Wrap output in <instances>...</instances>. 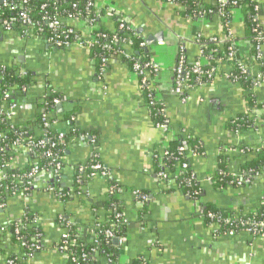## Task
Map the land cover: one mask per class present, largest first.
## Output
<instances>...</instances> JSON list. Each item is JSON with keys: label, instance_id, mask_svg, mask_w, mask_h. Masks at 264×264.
<instances>
[{"label": "crops", "instance_id": "crops-1", "mask_svg": "<svg viewBox=\"0 0 264 264\" xmlns=\"http://www.w3.org/2000/svg\"><path fill=\"white\" fill-rule=\"evenodd\" d=\"M94 2L98 9L114 10L143 37L148 62L159 68L153 82L169 120L168 132L172 138L190 136L200 143L201 155L188 156V163L204 196L200 201L192 200L174 189L172 180L158 181L154 175L152 154L158 149L162 130L152 121L139 78L121 60L122 56L139 60L130 45L124 44L122 55L109 59L106 79L101 81L90 48H53L32 32L24 35L20 26L0 28V80L1 70L8 67L18 74L32 75L31 87L23 92H7L0 110L10 114L7 120L11 126L26 127L41 113L43 99L55 93L60 98L48 110L53 123L50 129L64 134L59 141L63 145V155L59 157L61 171L57 175L48 171L36 174L32 192L7 197L0 210V264H8L11 256H17L23 264H70L58 245L70 235V227H75L76 237L90 244V230L109 212L106 203L108 195L113 194L112 188L119 190L114 195L123 204L122 214L127 221L124 237L118 244L111 240L118 248L115 260H111L113 264H132L139 258L147 264H264V237L253 238L243 232L232 237L217 236L221 228L202 219L206 203L239 216L249 214L264 199V173L250 186L232 185L220 191L211 188V180L223 162L228 174L244 175L245 164L263 149L264 125L255 120L254 129H226L228 120L239 115L254 116L248 111L247 94L239 84L223 77L232 71L226 62H221L220 73L209 84L188 92L185 102L173 91V70L179 50L186 62L192 63L199 53L198 36L203 40L215 39L218 46L226 42L218 16L188 19L180 14L181 7L161 0ZM258 4L256 19L264 31V0H258ZM65 24L82 34L87 31L81 21ZM98 26L113 32L115 23L105 11ZM230 33L236 61L257 81L260 66L249 59L251 46L238 10L231 12ZM158 34H162V43L155 40L146 49L145 40ZM260 52L264 59V43ZM252 94L258 103L264 104V82H258ZM242 148L251 151L241 153ZM7 153L12 157L4 162L6 170L38 163L23 145ZM95 159L107 171V177L83 176V170ZM51 178L60 181L63 192L59 193L71 194L68 200L44 190ZM74 183L80 184L78 190ZM140 193L148 197L144 213L136 198ZM25 213L35 217L33 224L42 233L38 249L29 258L12 242L7 230ZM107 260V256L97 253L90 264H109Z\"/></svg>", "mask_w": 264, "mask_h": 264}, {"label": "trees", "instance_id": "trees-1", "mask_svg": "<svg viewBox=\"0 0 264 264\" xmlns=\"http://www.w3.org/2000/svg\"><path fill=\"white\" fill-rule=\"evenodd\" d=\"M162 2L166 3V0H161ZM11 4H13L14 7L22 5L23 10H25L28 13L29 18L32 21V33L36 36H39L47 42V39L52 38L54 34L52 31L48 28V22L54 18V17H60L62 19V25H66L68 21L72 19H68L69 16H74L76 13H80L83 16H89L90 18H93L94 12L100 13V17L98 19V22L100 21L101 16L104 14V10H100L97 7H92L91 10L87 13L86 10V0H29L25 4L21 2V0H9ZM175 2H179L182 6L180 11V14L184 17L192 20H199L201 19L198 17V13L200 12L201 5L198 4L196 0H175ZM234 3V4H233ZM45 7L43 8V6ZM206 7V17L205 18H211L217 13L218 5H212L207 4L206 2L203 4ZM256 7H259V4L255 2V0H227V6H226V13L227 9H230V11L238 10L243 15V27H244V35L245 38L250 42V54L249 58H255L256 55H259L261 58L254 61L257 63L259 67V73L264 74V59H262V56L260 52L256 50V45L258 42L264 43L263 40H258L256 38V32H259L262 29V26L256 19ZM228 12L226 17L224 18L225 21H231V12ZM19 10L13 9L10 10L7 7L3 5V3L0 0V28L3 20L10 19V18H16L18 15ZM230 13V14H229ZM110 17L113 19V22L115 23V28L113 32H109L108 30L104 29L103 27H99L96 32L98 34L97 37V44L93 47H91V53H92V59L96 65L100 63V58L102 56H108L110 58L117 56L120 54V52H123V41H129L130 49L132 51V54H136L139 58V62L141 64L148 62L149 57L146 54L145 48H143L142 44H144V39L141 35H138L135 30L127 31L125 28L129 26L128 23L125 24L124 29H119V22H120V15L116 14L115 12L110 15ZM20 28L19 26H16ZM41 29V31H40ZM6 30V29H4ZM20 32H23L24 29H19ZM224 34H226L225 29H223ZM25 32V31H24ZM116 37L117 39H114ZM201 43L207 42V40H200ZM127 43V42H126ZM48 44V43H47ZM229 45V42H224L221 44V46H218L217 43H208L207 45H202L200 49L203 51L204 56H208L209 52L211 50H216L217 54H215V57L226 59L227 57V47ZM48 46H50L48 44ZM104 46L111 47V51L109 52L108 49H102ZM55 48V47H53ZM121 60L126 62L129 65V68L133 65L132 57L125 58L124 56L121 57ZM186 62V60H184ZM213 64V63H212ZM227 64L231 67L232 75L237 76L239 78L238 84L242 91L247 94V107L249 112H254L256 115L250 117L249 115H239L236 118H233L232 120H228L226 123V129L229 131H247L249 129H254V122L256 117L258 116L259 119H264V104H260L257 102L256 97L254 94H252V90L256 87L255 83L256 78L252 76L249 72L246 74H241L239 67L235 64V62H227ZM186 67H190L188 62H186ZM195 77H191V80L194 81ZM209 84V83H207ZM32 85V75L29 73H25L23 75L18 74L13 70L12 68H4L1 70V80H0V106L2 104V101H4L5 94L11 90L14 91H26L29 89ZM60 96H58L55 93H50L48 96H46L43 101H46L47 103V109L49 110L51 106L53 105V100L59 99ZM42 106V103L39 105V107ZM54 107V106H53ZM146 107L148 108L152 121L154 124L160 123L165 124L167 121V118L164 116L162 110L163 106L161 102H157L155 106L149 107L148 101L146 99ZM51 121V120H50ZM52 122V121H51ZM34 127V130L32 129ZM36 130V131H35ZM0 134L4 135V139L0 141V166L3 165V163L7 160H10L12 156H10L7 152L11 151L16 144H14L17 140L20 138L22 139H29L33 142H37L40 139H43L47 141L45 149H32L30 153L37 158L38 163L36 166H27L23 169H13V170H6L5 172V179L0 182V204H4L7 197H10L12 195H16L21 192V187L23 186V183H21L19 180L15 179V176H25L28 175L31 172H35L36 174L47 171L50 168V163L52 158L45 155V150L49 149L53 155H56L58 157H62L63 155V145L59 143L57 140V135L59 134L56 131L51 130L50 128L44 127V122L42 121V114L38 113L33 123L27 125L26 127H15L11 126L8 123V120L0 119ZM36 136V137H35ZM183 147L184 154L183 155H177V150ZM168 151L173 157L168 160H163L165 168L162 169V164H160V159L153 158V168H154V175L156 176L157 173L164 171V174L166 173L168 176L164 177L162 179V182H168L169 180H172L174 189H179L181 193L184 195H188L190 199L195 201H200L201 198L204 196V190L202 188L201 183L198 181V183L193 182L191 186H187L184 183H181V180L183 178H187L188 175H181L176 174V171L178 169V166H180L182 163H186V157L187 153H189L191 150H196L198 153L201 154V147L200 143L195 139H184L181 137H176L172 141L167 143ZM242 150H245V148H242ZM157 157H159V153H155ZM176 157V159H174ZM98 161L97 159L93 160ZM91 165V164H90ZM245 176L249 174H263L264 173V149H261L258 154H256V158L248 161L245 166L242 169ZM35 177L32 179L34 182ZM234 178L228 174V171L226 169V163L223 162L219 164L218 170L216 171L214 177L211 180V188L214 191H220L225 189L226 187H231L234 185L233 183ZM33 182L29 186L28 191L23 193L24 195H29L32 192L33 189ZM47 186L44 190H47L48 188H53L55 192H53L54 195H57V198H60L62 200H68L71 197V194L69 195H59V191H62L60 181L56 180V178H51L48 180ZM74 189L78 190L80 184L74 183L73 184ZM63 192V191H62ZM67 192L64 190V193ZM143 193H140L141 195ZM117 195L110 194L108 195L109 201L106 203L107 210L109 211L106 215L105 219L100 222L99 224L102 225L103 229H111L115 236L117 238L122 239L124 235L126 234V227L119 223V221L116 218V214L123 212V204L120 203ZM146 203V202H145ZM143 203V209L141 213H144V204ZM204 210L203 214H207L208 212L216 213L221 215L222 217L226 216H234L235 214L227 212L222 209L216 208L211 203L204 204ZM256 210V217L255 220L259 221L264 219V199L260 201V203L255 206ZM243 215L240 214L238 217H242ZM243 217L244 220L251 218ZM251 216V215H250ZM253 217V216H252ZM239 221L237 223L240 222ZM35 217L33 215L30 216V214L25 213L20 220L12 222L8 225L7 230L9 234L11 235V239L13 243L18 244L21 253L24 255L25 258H29V256L35 251L33 249H30L29 245L33 242V239L39 240L41 236V229L39 227H35L34 222ZM115 224V226H114ZM113 225V226H112ZM94 227V225H93ZM236 232L239 233L240 231L236 229ZM70 234L76 236L77 232L75 227H70ZM99 234V240L103 243L100 244L99 248L97 249V253L100 256H107L110 260H115V257L118 253V248L113 246L111 243V240L106 241L105 243V237L103 235V232H97ZM80 246L76 249H73V256L68 257L70 264H90L94 261V257L91 254V250L93 247L90 246V244H86L84 242L80 243ZM82 254H86V259H81L80 256ZM12 259L15 260L16 264H23L22 260L18 258L17 256H11ZM72 259H75L73 261ZM132 264H147L146 261L142 258L136 259L133 261Z\"/></svg>", "mask_w": 264, "mask_h": 264}, {"label": "built area", "instance_id": "built-area-1", "mask_svg": "<svg viewBox=\"0 0 264 264\" xmlns=\"http://www.w3.org/2000/svg\"><path fill=\"white\" fill-rule=\"evenodd\" d=\"M27 1L29 0H21L23 4H25ZM196 1L198 2V4L201 5L200 12L197 14L198 17L205 18L206 17V7L203 5L205 3V0H196ZM1 2L3 3L5 7H7L10 10H13L15 8L19 10L16 18H10V19L3 20L1 27L3 29L10 30L16 26H20L22 30L24 29L25 31V32L23 31L24 35L30 34V32H32L33 24H32L31 19L28 16V13L25 10H23L22 5L19 4V6L14 7L13 4L9 2V0H1ZM215 2H216L215 4L218 5V10L215 15L218 16L221 27L225 29L226 31V37H227L226 42H229V45L227 47V57L226 59H222L220 57L216 58L215 54H217V52L215 49L211 50L208 56H204L203 51L200 49L201 47H203L202 45L205 46L208 43H216V41L215 39H209L207 40V42L201 43L200 40L202 39L200 38V36H198L196 39V42L199 46L198 57L194 62L188 63L190 65L189 68L185 66L186 62L184 61L185 58H184L183 52L179 50L180 52L177 57L176 64L173 70V75H174L173 91L181 99L182 102H185L187 100L188 92L194 89H200L204 87L205 85H207V83H210L217 74L220 73L219 66L221 62H226V63L235 62V64L239 67L241 74L248 73L247 69L242 64H240L238 61H236L234 41L230 33L231 21L224 20L227 13L230 11V9H227L229 11H227L226 13L227 0H215ZM255 2L258 3V0H255ZM166 3L169 5L176 6V7L182 6L179 2H175V0H166ZM94 6H95L94 0H86L87 13ZM44 7L45 5L43 6V8ZM258 8L259 7H256V11H258ZM100 10L102 9H99V11ZM105 11L109 15L115 12L114 10H110V9H106ZM99 15L100 13L94 12L93 18H90L87 15L83 16L80 13H76V15L68 17V19H72L73 21L74 20L81 21L86 25L87 31L84 34L76 31L71 26H68V25L60 26L62 25V19L60 17L56 16L52 18L48 22V28L50 31H52L54 36L52 38L47 39V43L51 47H55L58 49H68L72 46H85L88 48L95 46L97 44V37H98V34L96 32H98L97 30L99 29V26H98V19L100 17ZM119 18H120V22H119L118 28L124 29L126 21L121 15ZM125 30L127 33L128 30L131 31L133 30V28L129 25L127 28H125ZM256 38L259 41L263 40L264 31L261 30L259 32H256ZM114 39H117V38L114 37ZM123 42L124 44H127V45L131 44V42L129 41H126L127 43L125 41ZM261 46H262V43L258 42L256 45V50L258 51V53L261 50ZM102 49L103 50L108 49L109 52L111 51V47L109 46H104L102 47ZM121 55H122V52H120L118 56H121ZM260 58L261 57L259 55H256L254 59L253 58H249V59H251L252 61H256ZM109 59L110 57L108 56H102L100 58V63L98 65L95 64V71H96L97 77L101 81H104L106 79ZM133 61L134 62H133L131 71L140 80L142 90L148 101V106L153 107L158 102L157 96L155 94L156 89L154 87L153 79L158 74L159 68L158 66L151 63L150 61L145 62L143 64H141L138 60H133ZM191 77H195L194 81L191 80ZM223 77H225L226 79H228L230 82L234 84H238L239 78L237 76H233L231 72L228 74H224ZM257 80L258 82H264V74H258ZM258 82L255 83V86L258 85ZM58 103H59V100L57 99L53 100V105L51 106V108L57 105ZM162 112L164 116L166 117L164 113V106H163ZM41 114H42V121L44 122V127L51 128L53 123L50 121L51 120L50 112L47 109L46 101H43V106L41 108ZM252 114L256 115L255 111L252 112ZM9 116H10L9 113H6V112L4 113L0 110L1 120L2 119L7 120ZM255 120H258L259 123L261 122V124L264 125V119H259V117L257 116ZM155 126L156 128L162 130V135L159 140L158 149H156V151L152 154V157L160 159L159 162L160 164H162V169H164L165 165H164L163 160H168L173 157V155H171L168 151L167 143L172 141L174 138H172V136L168 132L170 128L168 118L165 124L162 125L160 123H156ZM4 138H5L4 135L0 134V141H2ZM63 138H64L63 133H59L57 135L58 141H61ZM190 138H191L190 136L184 137V139H190ZM31 139L32 138L25 140V139L20 138L14 143L16 144L14 148L20 145H23L25 149L28 150L29 152L33 148L34 149H45L47 141L40 139L37 142H33ZM263 149H264V145H263ZM184 151L185 150L183 149V147H180L177 150V155H183ZM250 151L251 150L248 148H245V150H242V149L240 150L241 153H246V152L249 153ZM155 153H159V157H157ZM45 155L52 158L51 163H50V168L47 171L57 175L61 171L59 157L56 155H53L49 149L45 150ZM200 155L201 154L198 153L196 150H191L189 153H187V155H185L186 160H187L186 163H182L180 166H178V169L176 171V174H181L182 176L188 175L187 178H183L181 180V183H184L187 186H191L193 182L198 183V180L195 174L189 168L188 156L196 157ZM174 159H176V157H174ZM0 170L6 172V165L4 163L2 166H0ZM5 172H2L0 174V182L5 179ZM83 172H82L83 176L85 177L88 176V178H93L96 175H99L103 178L108 176L107 171L104 170V168L98 161H94L87 169L83 170ZM35 176H36L35 172H31L25 176H15L16 180H19L21 183H23V186L21 187V192L25 193L28 191L29 186L33 182L32 179ZM165 176L167 177L168 175L166 173L164 174V171L159 172L156 175L158 181H162V179ZM230 176L234 178L233 183L237 187L250 186L255 181H257L260 177L259 174H249L247 176L245 175L243 176L230 175ZM47 191L51 193L55 192L53 188H48ZM118 191H119L118 189L114 190L112 188L110 190V193L115 194V193H118ZM59 195H62V194L59 193ZM136 198L139 200V202L142 205L143 203L148 201V197L144 194L136 195ZM4 206H5V203L0 204V210H2ZM247 215H249L248 217H251V218L244 220L243 217H246ZM255 215H256L255 209L251 210L249 214H244L241 218L238 217V215L222 217L219 214L208 212L207 214H204L202 216V219L203 220L206 219L209 222L214 223L217 226H219V228H221L217 232V236L232 237L235 234H237L236 229H238L240 232L246 233L250 237H253V238L262 237L263 238L264 237V219L257 221L255 220V217H256ZM116 218L119 221V223H121L125 227L127 226V221L125 220L124 215L122 213L116 214ZM239 218H240V222L237 223L239 221ZM98 231L103 232V235L105 237V243L106 241L117 238L111 229H103L101 224L95 225L94 228L92 227V229L90 230V238H91L90 246L93 247V249L91 250V254L93 255V257L96 256L97 249L99 248L100 244L103 243L102 241L99 240V234H97ZM118 239L119 241L121 240L120 238ZM79 242L82 243L79 237H76L70 234V235H67L63 239L60 245H58V249L60 252H62L66 256L70 255L71 257L73 256L72 250L80 246ZM38 245H39V240L33 239V242L29 245V247L30 249L37 250ZM80 258L86 259L87 255L82 254ZM72 260L75 261V259H72ZM107 261L109 264H113V262L110 259H108ZM8 264H16V262L14 259H11L8 261Z\"/></svg>", "mask_w": 264, "mask_h": 264}, {"label": "water", "instance_id": "water-1", "mask_svg": "<svg viewBox=\"0 0 264 264\" xmlns=\"http://www.w3.org/2000/svg\"><path fill=\"white\" fill-rule=\"evenodd\" d=\"M161 38H162V34H158V35L155 36V37H148V38L145 40L146 49H147L149 46H151L152 43L155 42V40H157L158 43H162ZM262 199H263V198H262ZM113 242H114L115 244H118L119 239H118V238H114V239H113Z\"/></svg>", "mask_w": 264, "mask_h": 264}, {"label": "flooded vegetation", "instance_id": "flooded-vegetation-1", "mask_svg": "<svg viewBox=\"0 0 264 264\" xmlns=\"http://www.w3.org/2000/svg\"><path fill=\"white\" fill-rule=\"evenodd\" d=\"M260 176H261V174H260Z\"/></svg>", "mask_w": 264, "mask_h": 264}]
</instances>
